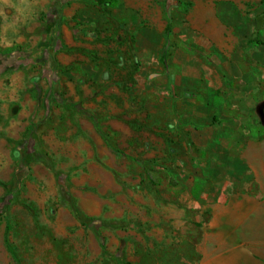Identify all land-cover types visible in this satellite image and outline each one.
Instances as JSON below:
<instances>
[{
    "label": "crops",
    "instance_id": "crops-1",
    "mask_svg": "<svg viewBox=\"0 0 264 264\" xmlns=\"http://www.w3.org/2000/svg\"><path fill=\"white\" fill-rule=\"evenodd\" d=\"M118 8L119 0H0V264H146L147 231L105 207H138L149 186L164 185L155 156L181 153L182 174L194 176L189 144L210 142L217 127L230 144L217 152L222 172L264 167V133L250 131L264 127V100L257 123L248 107L234 111V97L231 110L201 106L180 90L192 75L172 73L147 42V23L129 8L120 21ZM104 9L114 10V36L97 21ZM174 121L185 135L169 139ZM174 175L165 185L181 190L178 206L199 209L205 228L166 246L158 264H264V237L249 243L237 231L264 206L263 184H245L244 194L228 190L231 178Z\"/></svg>",
    "mask_w": 264,
    "mask_h": 264
},
{
    "label": "rangeland",
    "instance_id": "rangeland-1",
    "mask_svg": "<svg viewBox=\"0 0 264 264\" xmlns=\"http://www.w3.org/2000/svg\"><path fill=\"white\" fill-rule=\"evenodd\" d=\"M125 8L130 9L133 18L147 23V42L154 54L165 56L169 70L175 75H192L184 79L188 88L182 85L180 90L184 95L191 96L206 108L225 111L231 110L228 108L229 101L234 97V111L239 114L240 108L248 107L252 112L250 120L258 122L255 106L261 99L264 100V0H119L120 21L125 19ZM113 12L104 9L97 16V21L109 36L117 33L112 30L116 18ZM124 38H127L126 34ZM258 93L263 96L257 97ZM200 116L201 122L210 118L205 111H201ZM216 123L220 124L219 121ZM165 128L169 131V139L185 135L176 121L168 123ZM217 128L220 132L209 138L210 142L203 137L199 143L189 144L190 160L197 172L194 176L182 174L179 152L169 153L165 161L158 156L153 157V161H156L153 165L162 168V178L167 182L170 174L174 173L178 182L191 177L196 182L210 181L216 184L230 182L231 178L232 184L227 185L228 190L236 189L244 194H248L247 183L264 185L263 166L260 171L254 166L257 169L255 174L250 171V174L246 173V168L239 164H235L233 171L229 172L232 175L221 171L226 160L217 152L228 149L230 144L224 139L223 128ZM258 130L264 133V127H250L251 135L255 138L262 135ZM170 141L169 145L177 144ZM232 161L233 158L228 159L230 164ZM163 182L162 186H149L147 200L138 207L130 202L125 207H105V213L110 217L123 215L124 209L123 216L134 218L137 231H147L146 252L140 250L146 264L160 263V255L166 253V246L171 250L181 236L205 228V221L198 217L201 215L199 209L178 206L177 198L181 190ZM200 188L197 183L195 194L200 193L197 192ZM165 194L167 204L163 203ZM257 211L256 215L246 217L244 223L237 227V231L241 230L244 235L243 241L260 242L264 237V206H258ZM123 226L127 231V225ZM178 247L175 248L176 253ZM133 256L135 258L136 253Z\"/></svg>",
    "mask_w": 264,
    "mask_h": 264
},
{
    "label": "built area",
    "instance_id": "built-area-1",
    "mask_svg": "<svg viewBox=\"0 0 264 264\" xmlns=\"http://www.w3.org/2000/svg\"><path fill=\"white\" fill-rule=\"evenodd\" d=\"M2 60H0V66L2 65V62H1Z\"/></svg>",
    "mask_w": 264,
    "mask_h": 264
},
{
    "label": "flooded vegetation",
    "instance_id": "flooded-vegetation-1",
    "mask_svg": "<svg viewBox=\"0 0 264 264\" xmlns=\"http://www.w3.org/2000/svg\"><path fill=\"white\" fill-rule=\"evenodd\" d=\"M263 111H264V109H263ZM263 120H264V117H263Z\"/></svg>",
    "mask_w": 264,
    "mask_h": 264
},
{
    "label": "trees",
    "instance_id": "trees-1",
    "mask_svg": "<svg viewBox=\"0 0 264 264\" xmlns=\"http://www.w3.org/2000/svg\"><path fill=\"white\" fill-rule=\"evenodd\" d=\"M101 1H103V0H101Z\"/></svg>",
    "mask_w": 264,
    "mask_h": 264
}]
</instances>
